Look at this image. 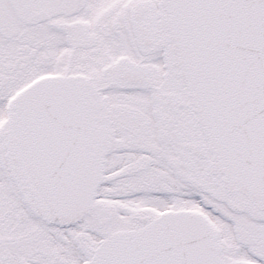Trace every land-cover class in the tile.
Returning <instances> with one entry per match:
<instances>
[{"label":"snow or ice","instance_id":"obj_1","mask_svg":"<svg viewBox=\"0 0 264 264\" xmlns=\"http://www.w3.org/2000/svg\"><path fill=\"white\" fill-rule=\"evenodd\" d=\"M0 264H264V0H0Z\"/></svg>","mask_w":264,"mask_h":264}]
</instances>
